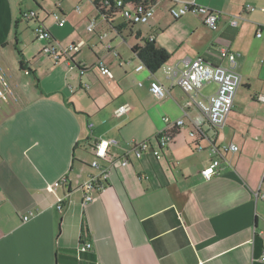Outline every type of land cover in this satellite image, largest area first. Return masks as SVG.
I'll list each match as a JSON object with an SVG mask.
<instances>
[{"label": "crops", "instance_id": "1", "mask_svg": "<svg viewBox=\"0 0 264 264\" xmlns=\"http://www.w3.org/2000/svg\"><path fill=\"white\" fill-rule=\"evenodd\" d=\"M183 1L188 0H168L166 10L170 14ZM33 2L35 7H24L23 0H0V70L6 82L0 84V264H264V202L255 198L264 192V102L256 98L264 95V0H194L218 11L215 29L199 14H170L166 26H152L129 44L137 56L131 47L144 46L153 35L176 61L172 64L202 58L228 66L222 49L236 53L241 83L214 143H234L238 149L224 151L221 171L209 179L200 170L210 162V144L201 139L197 150L189 135L194 124L206 128L204 115L188 105L187 94H176L177 85L167 78V95L155 98L149 82L160 76L147 66L133 68L140 72L142 88L125 68L115 77L108 61L121 54L112 41L107 44L111 55L97 58L112 75L94 71V65L90 69L97 79L82 82L80 77L92 78L84 73L86 63L63 49L83 41L74 51L80 54L86 44L81 35L89 21L97 20V10L89 6L73 19V10L81 9L68 0ZM34 8L51 39L26 43L20 24L36 22L21 18L15 40L19 12ZM54 11L65 18L63 25L48 19ZM157 21V16L151 20ZM215 88L210 82L201 91L206 95ZM124 102L131 110L115 117L113 109ZM164 116L184 118L170 146L158 158L129 155L130 165L122 166L119 158L128 143L156 135L165 127ZM112 137L118 145L109 147L115 158L107 187L84 203L80 185L95 172L89 164L92 146ZM63 176L65 182L51 190L49 184ZM58 196L64 197L62 210L56 207ZM29 211L33 214L23 221ZM84 241L91 247L80 250Z\"/></svg>", "mask_w": 264, "mask_h": 264}, {"label": "built area", "instance_id": "2", "mask_svg": "<svg viewBox=\"0 0 264 264\" xmlns=\"http://www.w3.org/2000/svg\"><path fill=\"white\" fill-rule=\"evenodd\" d=\"M60 1V0H57ZM114 4L122 9L121 13L129 20L134 22H146L153 12V4L150 0H113ZM108 2V1H107ZM78 9V6L76 7ZM249 9H253L248 6ZM170 14L174 18L181 17L186 13H195L201 15L202 21L211 29L217 27V20L219 18L218 11H215L208 6L198 4L194 0L183 1L179 6L170 8ZM38 12L35 10H21V17L24 19H35V27L37 38L50 40L51 35L46 30L42 20L38 18ZM58 25H63L65 18L59 11L52 13ZM235 23V21H233ZM94 21H89L87 30H94ZM257 37L262 36L261 31L256 32ZM148 40L153 41V35H149ZM83 41L71 44L64 48L63 51H77ZM50 50V49H49ZM226 55L229 65H216L212 64L202 58L184 59L181 64H161V70L170 80V85L179 86L184 93L188 96V105H195L204 115V122L206 128H203L201 123L194 124L189 131L190 137L193 139L194 148L199 150L201 145L199 140L206 139L210 144L211 159L208 165L200 170V174L204 179H209L213 175L218 174L222 169L221 157L224 151H236L238 146L234 143L223 144L217 146L214 143L216 130L225 124L226 117L233 106V100L237 88L241 83V75L234 69L236 64V53L222 49ZM53 56L57 57L55 50H52ZM96 67L103 75L111 76L110 68L99 59L96 62ZM146 65L139 63L136 65L135 70L144 69ZM210 82L216 83V88L209 94L203 95L201 88ZM0 84L6 85L2 71L0 70ZM139 84H141L139 82ZM149 91L157 99L164 98L168 93V88L159 80L152 79L149 82ZM202 96L199 100L198 97ZM256 98L264 102V95L259 94ZM131 110V104L124 102L113 109L115 117H121ZM163 121L165 127L160 130L155 136L142 141H131L120 155V164L122 166H129V155H134L136 158H141L147 154H151L158 158L161 152L166 149L175 136V131L184 126V118L179 117L172 120L168 116H164ZM117 146L118 140L116 138H106L96 140L92 146L93 157L89 162L90 166L95 170L90 174L80 185L83 190V202H88L93 199L94 193L104 191L108 184V176L111 171L114 155L109 151V147ZM65 182V176L49 184L51 190L56 189L59 184ZM260 197L264 202V192L255 193V198ZM64 206V197L58 196L56 200V207L62 210ZM32 211L23 215V221H26L31 215ZM91 247V242L84 241L80 244V250H86ZM264 261V254L261 256Z\"/></svg>", "mask_w": 264, "mask_h": 264}, {"label": "rangeland", "instance_id": "3", "mask_svg": "<svg viewBox=\"0 0 264 264\" xmlns=\"http://www.w3.org/2000/svg\"><path fill=\"white\" fill-rule=\"evenodd\" d=\"M68 1L73 6V8L76 5H79L81 9L80 13L77 12L76 10H73V16H72L73 19L74 18L77 19L79 16L83 15L89 6H92L93 9H95L90 0H75V1L68 0ZM26 4L31 5L32 7H35V3L33 2V0H23L24 7L26 6ZM167 4H168V0L155 1V4L153 5V12L151 16L149 17L148 21L147 22H136L133 28H130V26L126 24L128 19L120 12L115 15L112 21V25H109L110 23H105V22H104L105 24H100L102 20L103 21L105 20H104V17L100 15L98 11H96V15H98L97 20L95 21L96 31H92V32L85 31L84 33H82L81 38L85 40L86 44L81 47L79 55H77L78 52H74V51L69 52L70 55H75L74 57L75 59L80 58L82 63H86V68L88 70L85 71L84 73H90L89 75L92 77L90 79L89 77H80L79 69L75 68L77 75H78L77 79H79L80 77L82 79V82L88 83L89 85H90L91 79H95V80L97 79L93 71H91L90 67L91 66L94 67L99 55L100 56L111 55L109 52H107V44L110 41H112V43H114V45L119 48V52L121 54L120 58L119 56L113 55L112 56L113 60L108 61V62H111L112 66H110V68L112 69L115 77L117 76L118 70L123 71L122 68H125L127 70V75L130 78L132 77L134 84L137 85V87L142 88L143 86L138 85L139 81H142V79L138 77V73L140 72L135 73L133 71V68L135 67V65L139 63H142L145 66V63L138 57V55L137 56L131 55L129 44H132V42L136 40L139 41V34L144 35L146 33H149L150 27L156 26L157 24H160L161 26H166L168 24L169 19L167 17H169L170 19H172V17L170 16L168 10H166ZM33 10L38 12L37 8L36 9L34 8ZM155 16L158 17V21L154 25V23H152L151 20ZM48 19L53 20L54 18L52 15H50ZM35 25L36 24L32 22V20L27 23L25 21L21 22L20 29L22 30V33L26 37V43H33V42L40 41V40L45 41V39L37 38L36 31L34 30ZM104 33H106V35H103ZM47 47L48 49L51 48L50 46H47ZM103 61L105 62L104 59ZM165 62L172 64V63H175L176 61H171L168 58ZM96 70L97 68L94 67V71ZM145 70H146V67H145ZM148 71L150 72V70ZM156 71L160 76L159 79L158 78L157 79L162 84H164L166 87H168L169 81L165 77L164 73L160 69H156ZM101 80L103 79L101 78ZM105 85L106 87H109V85H107L106 83ZM115 86L118 87L117 83ZM212 86L213 84L208 85V87L204 89V92H207L208 90L213 88ZM173 91L176 94L182 93V90L177 86L174 87ZM151 104L154 107L158 105L152 100H151ZM158 109L160 110L162 109V107L158 105Z\"/></svg>", "mask_w": 264, "mask_h": 264}, {"label": "trees", "instance_id": "4", "mask_svg": "<svg viewBox=\"0 0 264 264\" xmlns=\"http://www.w3.org/2000/svg\"><path fill=\"white\" fill-rule=\"evenodd\" d=\"M36 2V0H34ZM94 4L95 9L100 15H102L105 20L112 21L117 13H121L122 9L114 4L113 0H91ZM108 1V2H107ZM139 1V0H137ZM151 4L154 5V1L150 0ZM38 5V3H37ZM40 7V5H38ZM21 12H19V17L16 18L14 22V36L17 39V27L18 23L21 21ZM136 22L127 20L126 24L132 27ZM17 52L22 56V52L17 44H15ZM131 50L136 52L139 58L145 63L147 68L151 71H155L161 64H163L170 56V53L160 45H157L153 40H145L144 46L134 45ZM20 67L25 68L22 58L19 61ZM79 67V64L77 65ZM29 72L33 75L34 71L31 68H27ZM36 84H38V78L35 75ZM176 134V131H175ZM155 136V135H154ZM174 139V138H173ZM172 139V141H173Z\"/></svg>", "mask_w": 264, "mask_h": 264}, {"label": "water", "instance_id": "5", "mask_svg": "<svg viewBox=\"0 0 264 264\" xmlns=\"http://www.w3.org/2000/svg\"><path fill=\"white\" fill-rule=\"evenodd\" d=\"M38 9V8H37Z\"/></svg>", "mask_w": 264, "mask_h": 264}]
</instances>
